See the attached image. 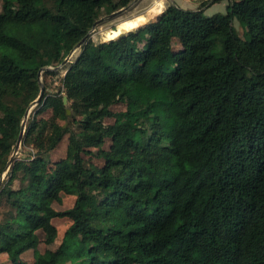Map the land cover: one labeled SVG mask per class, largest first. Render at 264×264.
Wrapping results in <instances>:
<instances>
[{
  "label": "trees",
  "instance_id": "1",
  "mask_svg": "<svg viewBox=\"0 0 264 264\" xmlns=\"http://www.w3.org/2000/svg\"><path fill=\"white\" fill-rule=\"evenodd\" d=\"M220 1L171 4L115 40L87 39L56 88L57 72H41L24 156L6 172L38 73L130 0H0L4 264H264V0L205 15ZM68 192L73 206L56 211ZM55 219L70 225L40 253Z\"/></svg>",
  "mask_w": 264,
  "mask_h": 264
},
{
  "label": "rangeland",
  "instance_id": "2",
  "mask_svg": "<svg viewBox=\"0 0 264 264\" xmlns=\"http://www.w3.org/2000/svg\"><path fill=\"white\" fill-rule=\"evenodd\" d=\"M201 0H130L129 5L124 8L121 9V13L115 14V15H109L107 16L104 13H101L99 20H97L96 22H98L95 27H93L90 32H89V37L88 39L91 40L92 42H94L95 44L98 43H102L104 42V38L106 37V35L110 32L113 31L117 28V26L119 25V23H121L122 21H126V20H132L134 19V17H138V16H144L145 19H147L148 23H153L156 22L159 18L160 15H156L153 14L151 17L153 18H149L150 16V9H152L153 7H155L157 4H160L162 6L160 12H163L165 10L166 7H168V5L171 4H176L178 7L184 9V10H196L199 7V3ZM235 0H222L218 3H215L211 6H209L206 10H205V15L207 16H212L214 14H225L226 13V7L227 5ZM155 4V5H154ZM120 11V10H119ZM117 11V12H119ZM159 12V14H160ZM154 16V17H153ZM158 16V17H156ZM234 28L237 31V33L242 37V29L241 27L236 23V21L234 22ZM132 31V30H131ZM127 32H125L126 34ZM80 49H75L74 52L72 54H69L68 56V62L65 64H61L58 65L55 68H51V71H55L57 72V76L54 78H50L47 80V84L49 83L50 86H54L56 88V86L59 85L58 80L64 75L65 72V67L68 65V63L72 62L79 54ZM173 51L177 52L180 50V42L177 38L173 39V47H172ZM43 81H44V76L40 75L39 77V83L43 86ZM36 106H30L29 109V113L28 116H32V114L36 111ZM113 111H117V110H123V107H113L112 109ZM49 115V111L45 112L44 114H42V116H48ZM108 122H111V120H109ZM27 123V120L25 122V124ZM66 144H67V137L65 136L63 138V140L61 141V143L57 146V148L49 154V159L54 162L57 161L58 159H60L61 157L64 156L65 153V148H66ZM109 145V143L107 142L105 145V148H107ZM21 146V145H20ZM20 148H18L17 153L15 155L16 157H22L24 156V154L22 155ZM99 163V162H98ZM100 164V163H99ZM4 179V175L2 177ZM75 194L73 192H68L66 194H62V201L60 204L58 203H53L52 207L58 211V212H62V211H66L69 208H71L74 204L75 201ZM54 226L57 229V237L55 239V242L52 245L49 246H44L42 243L39 244L38 246V251L40 253L46 251V250H55L57 248V246L59 245L62 236L65 232V230L68 228V226L70 225V222L67 219H55L53 221ZM39 237L42 240V235L39 233ZM23 260H26L28 263H31L32 261L29 260L31 259V254L27 253L23 258ZM29 260V261H28ZM4 264L5 260L2 256H0V264Z\"/></svg>",
  "mask_w": 264,
  "mask_h": 264
},
{
  "label": "water",
  "instance_id": "3",
  "mask_svg": "<svg viewBox=\"0 0 264 264\" xmlns=\"http://www.w3.org/2000/svg\"><path fill=\"white\" fill-rule=\"evenodd\" d=\"M118 13H121V10L119 11V12H115V13H113V14H111L112 16L113 15H115V14H118ZM98 22H95L94 23V25H93V27H95V25L97 24ZM88 37H89V33L76 45V47H75V49H79V48H81V46L85 43V41L88 39ZM74 49V50H75ZM74 50L70 53V54H72L73 52H74ZM68 57L64 60V62H63V64H65V63H67L68 62ZM56 69V68H55ZM45 70H52L51 68H44V69H42V71H40L39 73H38V82H39V77H40V75H41V72H44ZM39 85H40V87H41V89H40V93H39V96H38V98L30 105V106H34V105H38L40 102H41V100H42V96H43V86L39 83ZM63 104L64 105H67V98H66V96H64L63 97ZM29 109H30V107L27 109V111H26V113H25V115H24V118H23V121H22V123H21V129H20V134H19V137H18V139H17V142H16V146H15V149H14V152H13V154H12V156H11V158L9 159V161L7 162V164H6V167H5V171L7 172L8 170H9V168H10V166H11V164L13 163V161L15 160V155H16V153H17V150H18V148L20 147V145H21V142H22V136H23V134H24V130H25V122H26V120H27V118H28V113H29ZM67 114H69V111H67ZM2 180H3V178H1L0 179V185H1V182H2Z\"/></svg>",
  "mask_w": 264,
  "mask_h": 264
},
{
  "label": "bare ground",
  "instance_id": "4",
  "mask_svg": "<svg viewBox=\"0 0 264 264\" xmlns=\"http://www.w3.org/2000/svg\"><path fill=\"white\" fill-rule=\"evenodd\" d=\"M161 8H162V6L160 4H157L155 7H153L152 9H150V11H149L150 12L149 18L153 14L159 15V12H160ZM161 13L162 12H160V14ZM156 17H158V16H156ZM147 23H148V21H147V19H145L144 16H138L136 18L134 17V19H132V20L122 21L121 23H119V25L117 26V28L115 30L110 31L106 35V37L104 38L103 41L106 42V41H110V40H115V39L119 38L122 34H125V32H128L129 33V31L135 30V29H137V28H139L141 26L146 25Z\"/></svg>",
  "mask_w": 264,
  "mask_h": 264
},
{
  "label": "crops",
  "instance_id": "5",
  "mask_svg": "<svg viewBox=\"0 0 264 264\" xmlns=\"http://www.w3.org/2000/svg\"><path fill=\"white\" fill-rule=\"evenodd\" d=\"M160 15V14H159Z\"/></svg>",
  "mask_w": 264,
  "mask_h": 264
}]
</instances>
